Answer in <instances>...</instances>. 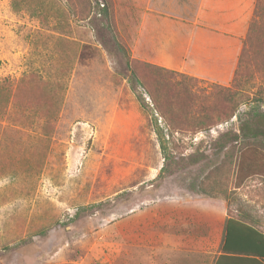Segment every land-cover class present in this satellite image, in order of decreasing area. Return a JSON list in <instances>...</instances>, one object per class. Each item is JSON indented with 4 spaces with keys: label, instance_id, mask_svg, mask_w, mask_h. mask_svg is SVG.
I'll list each match as a JSON object with an SVG mask.
<instances>
[{
    "label": "rangeland",
    "instance_id": "obj_1",
    "mask_svg": "<svg viewBox=\"0 0 264 264\" xmlns=\"http://www.w3.org/2000/svg\"><path fill=\"white\" fill-rule=\"evenodd\" d=\"M91 1L89 19L80 20L68 0H0V94H9L0 100V264H157L170 241L159 205L202 200L200 183L224 156L223 134L240 140L222 203L229 217L264 232V147L253 150L241 138V128L264 113V65L245 66L230 102L210 83L179 75L164 90L156 86L161 102L185 104L188 118L202 125L211 112L219 121L176 131L166 164L158 132L168 130L127 65L124 30L130 35L134 22H123L124 0L115 10L125 54L99 0ZM17 92L26 98L13 99Z\"/></svg>",
    "mask_w": 264,
    "mask_h": 264
},
{
    "label": "trees",
    "instance_id": "obj_2",
    "mask_svg": "<svg viewBox=\"0 0 264 264\" xmlns=\"http://www.w3.org/2000/svg\"><path fill=\"white\" fill-rule=\"evenodd\" d=\"M101 1V3L99 2ZM98 8L103 14L104 20L107 23V28L111 29L112 37L115 40L116 46L124 51L125 38L118 30L117 14L115 10V0H99ZM70 7L73 9L74 15L78 16L80 20H87L90 14L93 12V5L91 0H68ZM264 0H258L255 16L249 28L247 38L245 39L242 53L239 58V63L237 70L234 75L233 83L230 87H224L218 84L210 83L208 87L214 90V93L219 96V98L225 99L227 102L231 101V96H233V89L241 88L243 86V79L245 78L246 69L245 66L250 65L253 62H257L256 65H264V7L262 3ZM17 6L20 4L16 2ZM104 5L101 7L100 5ZM127 55V54H126ZM133 77L136 79L137 84L141 85L150 95L156 110L164 120L168 134H165L163 128L159 130L158 135L160 139V145L164 160L166 164L171 161V154L177 147V142L174 139V133L176 131L186 130L192 126L200 125L204 128L217 125L219 121H214V116L211 112H204L202 115V125L197 122L196 116L194 118H188V114L192 113L187 111L185 104L183 106L176 105L173 101H166V103L161 102V97L156 95L157 88L165 89L167 78L169 76L179 75L181 78L187 80H193L196 82L199 79L189 77L187 75L168 70L159 66L149 64L147 62L128 57L127 62ZM152 83L150 82V80ZM169 81V80H168ZM155 83V86H154ZM209 83V82H207ZM154 87V93L151 90ZM170 86L166 89L168 90ZM167 91H165L166 94ZM13 99L17 100L22 96L26 98L25 94L17 92ZM37 94L33 93L30 96H35L38 98ZM44 96L51 103L52 97L54 95L44 91ZM43 94H41V101L43 99ZM4 92L0 94V100L7 99ZM235 110V109H234ZM235 114L232 111L228 114L222 121H230ZM260 121L264 122V113L256 118L255 121L249 123L247 122L245 128L242 127L243 132V143L247 141L249 146L253 150H258L264 147V125H260ZM197 123V124H196ZM190 125V126H189ZM189 126V127H188ZM188 127V128H186ZM228 134H223L220 138L221 149L223 153L222 160L218 166H215L209 170L202 182L200 183V189L202 194H204L199 203L196 201L189 203L187 206L183 205L182 208L172 204L170 202L164 201L159 207L163 209V219L169 223L165 234L168 235L169 240L175 242L180 239L184 243L185 248L188 249L185 259L191 264L195 259L203 258L205 251V246L209 243H218L219 248L215 253V257L219 255L221 260H232L234 264H243L241 262L251 261L252 264H264V232L251 224H249L243 216L229 217L228 210L226 217L224 215L226 203H222V198L227 197L228 190L224 188L223 180H229V171L233 165V150L235 149V144L240 140L238 134H232L227 137ZM163 167L162 169H165ZM226 201V199H224ZM209 206L215 207L218 210H213L211 215L205 212L204 208ZM158 207V206H157ZM220 210V211H219ZM159 212L160 210H155ZM219 211V212H218ZM179 214V216H178ZM161 215V214H160ZM221 226L220 239L217 242H213V237L216 232L213 227ZM146 227V226H143ZM133 231L135 228H132ZM139 230V229H138ZM164 242L162 243V245ZM154 246H161V244H155ZM201 251V252H200ZM207 256H205L206 258ZM212 256H208V258Z\"/></svg>",
    "mask_w": 264,
    "mask_h": 264
},
{
    "label": "crops",
    "instance_id": "obj_3",
    "mask_svg": "<svg viewBox=\"0 0 264 264\" xmlns=\"http://www.w3.org/2000/svg\"><path fill=\"white\" fill-rule=\"evenodd\" d=\"M128 1H120L127 9L121 16L123 22H134L130 35L127 28L124 30L133 58L205 82L231 86L258 0ZM115 2L117 5L119 0ZM175 205L182 208L184 204ZM163 245L165 256L156 260L157 264H189L185 259L188 249L180 239ZM218 248V243L207 244L204 257L190 263H235L219 259L220 254L215 257L213 251Z\"/></svg>",
    "mask_w": 264,
    "mask_h": 264
},
{
    "label": "built area",
    "instance_id": "obj_4",
    "mask_svg": "<svg viewBox=\"0 0 264 264\" xmlns=\"http://www.w3.org/2000/svg\"><path fill=\"white\" fill-rule=\"evenodd\" d=\"M102 7H104V5H101Z\"/></svg>",
    "mask_w": 264,
    "mask_h": 264
}]
</instances>
